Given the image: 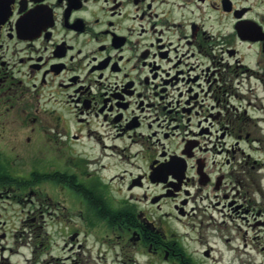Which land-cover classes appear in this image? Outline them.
<instances>
[{
    "label": "flooded vegetation",
    "instance_id": "1",
    "mask_svg": "<svg viewBox=\"0 0 264 264\" xmlns=\"http://www.w3.org/2000/svg\"><path fill=\"white\" fill-rule=\"evenodd\" d=\"M252 78L264 0H0V264H99L91 234L109 264H202L250 210Z\"/></svg>",
    "mask_w": 264,
    "mask_h": 264
},
{
    "label": "rangeland",
    "instance_id": "2",
    "mask_svg": "<svg viewBox=\"0 0 264 264\" xmlns=\"http://www.w3.org/2000/svg\"><path fill=\"white\" fill-rule=\"evenodd\" d=\"M248 86L244 91L243 104H251L248 111L254 120L250 121L251 135L249 141L243 143V149L251 156L247 180L250 186L245 188L246 191L248 188L250 190L244 202L245 208L249 207L250 210L247 214L241 213L242 217L235 211H226L231 214V219L219 214L216 223L210 229H204L201 242L190 244L193 255L202 264H264V86L255 78L250 80ZM254 160L261 165L260 169H253ZM122 176L117 181H122ZM166 209H169L168 205H165ZM258 211H261L260 215ZM78 213L76 211L74 216ZM223 219L227 221L223 222ZM64 233H58L59 242L63 241ZM82 241L94 258L100 255L99 264L110 263L111 254L103 239L91 234L83 236ZM207 244L212 246L210 258L204 256L207 246L209 248Z\"/></svg>",
    "mask_w": 264,
    "mask_h": 264
}]
</instances>
